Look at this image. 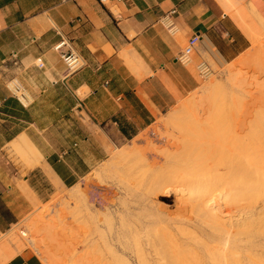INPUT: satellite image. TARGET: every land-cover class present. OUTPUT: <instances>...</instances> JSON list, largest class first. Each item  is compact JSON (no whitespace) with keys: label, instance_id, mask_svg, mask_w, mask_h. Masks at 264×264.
<instances>
[{"label":"crops","instance_id":"crops-1","mask_svg":"<svg viewBox=\"0 0 264 264\" xmlns=\"http://www.w3.org/2000/svg\"><path fill=\"white\" fill-rule=\"evenodd\" d=\"M231 2L0 0V236L33 210L37 191L73 187L113 145L189 97L200 63L222 68L251 48L264 0ZM194 36L189 63H180ZM69 53L80 66L65 64ZM22 134L42 157L25 171L7 153ZM3 264L44 263L22 250Z\"/></svg>","mask_w":264,"mask_h":264},{"label":"bare ground","instance_id":"bare-ground-1","mask_svg":"<svg viewBox=\"0 0 264 264\" xmlns=\"http://www.w3.org/2000/svg\"><path fill=\"white\" fill-rule=\"evenodd\" d=\"M232 84H236L234 88L238 92L241 81L237 75L230 79L231 89ZM216 87L213 84L211 88ZM212 111L210 120L214 122L209 127L214 137L210 135L204 140L203 126L207 120L203 119V123L200 118ZM182 115H187L190 121L181 120ZM169 116L164 126L170 132L157 131L151 140L145 136L150 144L145 142L149 148L144 153L137 152L138 145L128 151L141 155L143 169L131 168L136 167L132 165L134 161L139 163V158L134 160L135 155L133 158L130 155L128 159V153L120 151V169L118 164L115 168L119 171L113 169L115 173L121 171L113 177L120 195L117 193L118 204L112 211L107 205L105 211L91 205L88 192L78 185L68 188L65 198L83 206L84 216L93 219L90 221L97 229L95 232L101 222L98 216L110 224L113 222L108 220L110 216L115 219L116 226L114 223L110 226L114 228L115 245L110 243L120 264H264V104L244 105L237 111L213 110L206 105L182 107ZM230 116L232 125L227 122ZM161 141L172 142L168 155L155 154ZM7 153L15 155L28 168L25 170L39 166L42 161L41 154L23 134L7 146ZM127 159L133 162L130 164ZM103 172L110 174L109 169ZM108 182L112 185L111 179ZM174 195V208L157 202L159 198L170 199ZM22 231V236L27 237Z\"/></svg>","mask_w":264,"mask_h":264},{"label":"rangeland","instance_id":"rangeland-1","mask_svg":"<svg viewBox=\"0 0 264 264\" xmlns=\"http://www.w3.org/2000/svg\"><path fill=\"white\" fill-rule=\"evenodd\" d=\"M254 40L251 48L233 63L222 68H217L213 65L212 67L207 66L208 70H204V74H199L198 88L192 94H190L189 97L179 102L174 108L170 109L163 115H160V118L158 117V122L156 119L150 127L140 131L137 135L139 138L134 137L138 140H134L132 138L134 141L130 139L128 141H123L122 143L113 145L106 159L98 164H95L91 168L89 173L78 180L76 185L84 190L86 189L85 191L88 192L91 205L94 204L95 207L100 211H105L106 205L107 208L109 207L108 209L110 211H112L113 208L117 206V198L120 194L118 191V185L116 184L117 187H115L116 185L113 179L116 177V174L118 176L121 171L120 173H115L113 169H120L121 163H119L120 158L118 159L119 153H121L122 151L123 153H128L129 158H127L130 159V155L132 157L133 154H129V149L131 150L136 145H138L135 147L137 149V152L140 151L138 153L141 154L143 150L144 152H146L149 148V145H147V143L150 144V141L148 140H151L155 136L154 134H156L157 131L161 133L171 131L169 127L164 126V122L169 120L168 115L170 114L169 117H171L172 112H176L182 107L190 108L200 105L212 107L213 110L226 108L237 111V109H241L244 105L249 106L255 104L258 105L260 103L264 104V29H258L257 33H254ZM257 45L258 47H256ZM253 49H257V53L256 51L254 52ZM234 75H237L241 81V88L238 92H236L234 88L237 87L236 84H232L233 89H231V86L229 85L230 79ZM16 83V81H13L12 83H9V86L11 87ZM212 83L215 87H217L212 89ZM219 86H221V88ZM213 112L214 111L210 112L209 114L203 115V117L200 118V120H202L201 122H203V119L207 120L206 123L203 122V129L205 131L204 140H207L210 135L214 137L212 132H210L211 129L209 127V123L214 122V120H210ZM187 118V115H182L181 120L186 119L185 121H190V119ZM232 121V116H230L227 122L229 125H232ZM145 136L148 138V140H146L147 138ZM229 136L226 137L228 141ZM141 138H143L142 141H140ZM171 143V141L168 143L165 141H161L157 151H155V154L159 156L168 155L172 148ZM129 145L130 148H128ZM139 146L142 148H139ZM145 146L147 148H144ZM115 152L116 155L113 154ZM136 153L134 154V160L136 158H139L138 160H140V164L138 163V161H134V164L132 166L136 167H131L130 161L133 160V157L131 158L132 160L127 159V161L130 163L129 166L131 168L141 169L143 167V163L141 162L142 158L141 155H138V153ZM137 155L139 157H137ZM116 157L119 161L116 160ZM11 158L17 165H22L20 160L15 155L11 156ZM110 164L113 165L114 168L113 166H110ZM117 164L119 166L115 168ZM109 166L112 169H110ZM98 169L100 170V172ZM108 169L110 174H108V172H105L104 174L103 171H107ZM110 170H112L113 172L111 173ZM94 174H96V177L98 176L99 178L93 176ZM104 175L107 176H105L107 179L111 177L110 179L112 181V185L110 182H108L110 181V179L107 180L106 178H102L104 177ZM91 177H93L95 180ZM117 178L119 179L120 177ZM118 179L116 180H121V178L119 180ZM98 180L100 181L98 182ZM104 180L106 181L104 182ZM117 181L116 183L119 184V182ZM100 182L102 183V185L100 184ZM103 183L105 184V186ZM32 184L34 185V183ZM107 187L110 188L108 189ZM116 190L118 192H116ZM68 193V189H62L54 193H49L47 195L43 194L41 196L39 191H37L36 195L38 196L37 198L39 200L37 201L38 203L34 205L33 210L21 222L13 225L7 233L0 236V248L2 246V249H0V264H3L6 260L10 259L16 253H19L22 250L30 251L35 256H37L44 264H120V262L115 259L116 254L113 253V249L111 247V243L114 239V228L113 226H110L113 225L112 223L116 222L115 219H112V217L109 215L110 219L108 220H113V222L111 221L110 224V221L106 222L103 217L101 218L100 216H98V218L101 219L98 227L100 231L98 230V232H95L97 231V229L94 228V226L91 224V221L93 219H89L88 217L86 218L84 216L85 211L83 209V206L79 204V202L71 203L70 200L68 201L65 198ZM112 198L115 201H112ZM175 199L176 196L174 195L170 199L159 198L157 199V202L159 201V204H162L168 208H174L173 202H175ZM66 201L67 204L65 203ZM113 202H115V204ZM91 217L92 216H90V218ZM114 224L116 226V223ZM21 231L23 233L26 232L24 234L28 235V238L26 236H22ZM109 236L112 237V239H109ZM108 240L109 242H107ZM107 243L111 248L107 245ZM113 243L112 246L115 245V243ZM117 251L119 250L117 249ZM112 258H114L113 260H116V262L118 263H115V261L113 262Z\"/></svg>","mask_w":264,"mask_h":264},{"label":"built area","instance_id":"built-area-1","mask_svg":"<svg viewBox=\"0 0 264 264\" xmlns=\"http://www.w3.org/2000/svg\"><path fill=\"white\" fill-rule=\"evenodd\" d=\"M99 1H103V0H99ZM197 42H198V37L197 36H194L192 38H190L187 42V44L185 45V47L183 48V50L179 53L178 57H177V61H179L180 63H183V64H187L189 63L190 61V57L191 55L193 54L194 52V49L197 45ZM63 45V43H61L60 45H58L56 47V49H59L61 46ZM12 57V64L15 66L17 65V57H16V54H12L11 55ZM62 59L63 61L65 62V64L69 67V68H77L78 66H80V62L76 59V57L74 55H72L71 53L69 54H62ZM39 67L42 66V64H38ZM206 67V68H205ZM204 70H208V67L207 65H205L204 63H200L198 65V72L199 74H204ZM13 81H11L12 83ZM13 87V91L15 93H20V87L19 85L16 83V84H13L12 85Z\"/></svg>","mask_w":264,"mask_h":264}]
</instances>
